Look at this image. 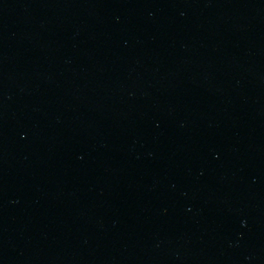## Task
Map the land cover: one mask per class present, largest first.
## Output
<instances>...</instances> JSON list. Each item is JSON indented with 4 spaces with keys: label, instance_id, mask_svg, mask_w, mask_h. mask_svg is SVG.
Here are the masks:
<instances>
[{
    "label": "water",
    "instance_id": "95a60500",
    "mask_svg": "<svg viewBox=\"0 0 264 264\" xmlns=\"http://www.w3.org/2000/svg\"><path fill=\"white\" fill-rule=\"evenodd\" d=\"M0 264H264V0H0Z\"/></svg>",
    "mask_w": 264,
    "mask_h": 264
}]
</instances>
